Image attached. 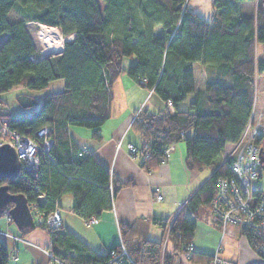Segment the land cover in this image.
I'll return each mask as SVG.
<instances>
[{
    "label": "trees",
    "instance_id": "1",
    "mask_svg": "<svg viewBox=\"0 0 264 264\" xmlns=\"http://www.w3.org/2000/svg\"><path fill=\"white\" fill-rule=\"evenodd\" d=\"M189 2L0 0V37L5 35L0 43V94L15 87L27 90L16 95L22 115L0 98V119H8L10 131L36 142L41 141L37 132L46 127L47 137L52 139L49 151L38 154L36 171L14 181H0L9 193L23 194L31 201L28 195L35 187L44 195L37 207L45 214L57 207L61 194L70 193L74 198L71 212L86 226L90 218L98 219L101 211L110 209L112 197L126 183L111 175L94 154L79 148L69 129H88L99 139L116 81L123 74L163 104L155 113L138 111L130 124L139 137L140 167L155 169L163 151L179 142L184 143L189 171L213 167L212 174L187 200V213L182 210L171 226L157 222L161 229L157 239L149 237L147 220L138 218L130 225H119L122 244L139 264H160L168 227V240L175 247L193 242L198 212L209 210L218 179L230 175V160L223 161L221 156L239 140L253 105L254 76L264 72V62L254 61L255 45L264 44L262 0H211L209 18L192 10ZM15 9L26 21L57 28L61 36L72 39L64 42L60 53L40 58L24 21L9 19ZM125 59H133L126 68ZM194 64L213 68L201 89L196 88ZM59 80L61 91L45 95L41 102L32 95ZM189 94L192 100L181 108ZM29 231L19 230L16 236ZM48 233L50 252L64 264H106L110 250L118 246L96 253L62 224ZM241 236L250 245L252 235L240 230L236 238ZM203 257L207 261L209 255ZM7 260L0 241V264ZM163 264H173L169 255Z\"/></svg>",
    "mask_w": 264,
    "mask_h": 264
},
{
    "label": "crops",
    "instance_id": "2",
    "mask_svg": "<svg viewBox=\"0 0 264 264\" xmlns=\"http://www.w3.org/2000/svg\"><path fill=\"white\" fill-rule=\"evenodd\" d=\"M193 67L196 88L201 89L208 76L203 72H212L213 68H206V66L198 64H194ZM119 83L121 87L125 88L119 87L118 92L115 89V97L109 108V117L98 132L99 139H94L91 131L87 129L73 127L69 129V136L79 148L94 154L111 175L126 185L122 186L112 197L110 209L101 211L98 222L93 225L86 226L78 215L71 212L74 198L70 193L61 194L57 201V207L62 215V227L100 254L106 253L121 241L119 233L121 224L130 225L138 218L147 220L149 237L150 233L158 228V221L171 226L173 220L182 210L186 212V202L189 197L208 179V177L199 179L198 173L201 171L197 173L186 168L184 144L171 145L164 162H160L155 169L150 171L142 169L137 158H130L127 152L128 145L138 146L139 144L138 134L130 129L135 114L144 109L153 113L158 112L163 104L158 97L153 94L149 95L148 91L128 78ZM45 95L47 93L42 95V99ZM191 100L192 97L189 101ZM156 192L162 195L161 201H156ZM210 225V227L218 229L215 219L210 221ZM0 232L19 233L18 228L9 221L7 214L0 215ZM33 237L38 238L39 236L35 234ZM39 238L41 241L43 240V238ZM3 239L8 238L0 235V241L7 253ZM224 239H220L219 242L221 249ZM192 241L194 243V237ZM14 243L16 246L20 244ZM16 246L15 248H17ZM202 247L203 245H199L197 242L192 264H205L206 260L203 256L209 254L202 252ZM29 254L27 251L22 254L17 264H25ZM29 259V264H43L41 261L33 259L31 255Z\"/></svg>",
    "mask_w": 264,
    "mask_h": 264
},
{
    "label": "built area",
    "instance_id": "3",
    "mask_svg": "<svg viewBox=\"0 0 264 264\" xmlns=\"http://www.w3.org/2000/svg\"><path fill=\"white\" fill-rule=\"evenodd\" d=\"M48 30L58 33L54 27H46ZM59 35V34H58ZM60 37V36H59ZM61 39V38H60ZM150 95L151 93L148 92ZM167 109L172 112L171 103H167ZM29 114V113H28ZM0 145L8 144L16 152L20 162L18 177L24 173H32L38 167V154L47 153L52 145V139L47 137L46 127L37 132L40 142L21 136L7 127L8 119H0ZM264 140V110L255 111L251 109L248 122L242 131L239 140L228 147L222 156L223 161L230 160L228 177H221L216 184L215 195L212 198L209 210L217 222L221 233V239L226 237L235 238L238 231L249 232L251 236L250 246L262 260H264V192L262 190V178L264 173L259 161V152ZM127 152L130 158L139 156L138 147L129 144ZM169 148L163 151L164 162ZM33 192L28 196L29 208L35 226L46 227L47 231H54L61 227L62 218L58 207L48 214L40 212L37 205L44 199L34 187ZM156 201L163 199L162 195L156 192ZM98 222L96 218H90L87 225ZM169 228L164 234L161 250L160 264L164 263L165 255H169L173 264H192L195 254L193 242L182 244L180 248L168 240ZM14 242L22 241V237L10 235ZM43 253L54 264H64L53 257L49 247L42 249ZM221 244L216 250L209 254L205 264H235L232 260L220 256ZM106 264H139L127 252L120 241L116 249L110 250Z\"/></svg>",
    "mask_w": 264,
    "mask_h": 264
},
{
    "label": "rangeland",
    "instance_id": "4",
    "mask_svg": "<svg viewBox=\"0 0 264 264\" xmlns=\"http://www.w3.org/2000/svg\"><path fill=\"white\" fill-rule=\"evenodd\" d=\"M189 6L192 10L196 11L199 15H201L204 18H209L213 12L212 6H211V0H190ZM9 19L11 21H22V20L24 21V27L27 31V34L30 37L31 42L33 43L37 51V54L40 58L46 57L48 55L58 54L56 52L49 53L46 55L43 54V45L41 44L38 34H39L40 26H44V27H49V26L43 25L35 21H26V18L23 17L20 14V12L17 11V9L11 11ZM71 37L69 36L65 38L62 36L61 38L63 39L62 41L64 43ZM4 39H5V35L1 36L0 43ZM254 61L255 63L259 61L264 62V44L255 45ZM132 62H133V59H128V60L125 59L123 63L124 68L129 66L130 63ZM208 73L209 71L203 72V74H208ZM126 79L127 77L125 74L120 76L119 80L115 84V89L117 90V92L118 90H120V88H125L124 86L121 87L119 82H121V80H126ZM199 84H202V83L199 82ZM61 85H62V81L60 80L54 81L44 91L33 92L32 95L35 96L36 99H38V102H40L43 100L42 95L44 93L50 94V93H54L57 91H61L62 89ZM254 88H255V91H254L252 108H254L255 111L257 112L262 111L264 110V72L260 74L258 73L255 74ZM22 92H27V90L22 87H15L8 92L0 94V98L3 101V103H5L14 113L18 115L23 114V109L20 106V104L17 102L16 95ZM191 97H192L191 94H189L187 96V99L180 104V107L186 108ZM0 125L2 126L1 123ZM178 144L183 145L184 143H177L176 145ZM262 145H264V140H263ZM226 149H228V147ZM212 172H213V167L203 168V170L200 173L197 172L198 178L205 179L209 177L212 174ZM187 211L188 210L186 209V212ZM61 218H62V215H61ZM212 219H214V217L212 213L210 212V210L202 209L200 211V216L196 221V229L194 232L195 250L197 249V242H198L199 245L200 244L203 245V247L201 248V251L206 254L213 253L218 247V244L221 239L220 231L217 228L215 229V228L210 227L211 226L210 221ZM30 234L32 235L30 236ZM35 234L43 238V240L41 241L39 237L38 238L33 237V235ZM159 234H161V229L157 228L150 233V237L152 239H157ZM0 235L8 238V239H3L5 240V244L7 247V254L9 258V261H7L6 264H17L18 260L21 259V255L24 254L26 251L30 253L29 257L31 255L32 258L35 259L36 261L39 260L43 264H54L48 259V257L42 251V249L48 247V243H49V233L46 227H36L35 229L29 231L28 233L24 235V238H22V241H20V244L17 246L13 241L14 240L13 237L10 235H19L18 233L11 234L9 232H0ZM16 243H19V242H16ZM15 246L17 248H15ZM220 256L224 259L232 260L235 264H264V260H262L257 254H255V252L252 250L249 243L247 242V238L245 236H241L238 238L226 237L222 243V249H221ZM29 257L25 264L30 263Z\"/></svg>",
    "mask_w": 264,
    "mask_h": 264
},
{
    "label": "water",
    "instance_id": "5",
    "mask_svg": "<svg viewBox=\"0 0 264 264\" xmlns=\"http://www.w3.org/2000/svg\"><path fill=\"white\" fill-rule=\"evenodd\" d=\"M264 7V0H262ZM259 161L264 173V145L260 148ZM20 162L16 152L8 144L0 145V181H14L20 172ZM7 214L18 230H33L35 225L23 194H11L6 184L0 185V215Z\"/></svg>",
    "mask_w": 264,
    "mask_h": 264
},
{
    "label": "bare ground",
    "instance_id": "6",
    "mask_svg": "<svg viewBox=\"0 0 264 264\" xmlns=\"http://www.w3.org/2000/svg\"><path fill=\"white\" fill-rule=\"evenodd\" d=\"M41 31H42V33H41ZM57 31H58V29H57ZM39 34L41 36L44 55L49 54V53H55V52L60 53L63 50V44L64 43L62 41L63 39L61 38L62 36H61L59 31H58V33H56V32H53L51 30H48L44 26H40Z\"/></svg>",
    "mask_w": 264,
    "mask_h": 264
},
{
    "label": "clouds",
    "instance_id": "7",
    "mask_svg": "<svg viewBox=\"0 0 264 264\" xmlns=\"http://www.w3.org/2000/svg\"><path fill=\"white\" fill-rule=\"evenodd\" d=\"M27 198V197H26ZM28 203H29V201H28ZM29 205V204H28ZM8 219H9V217H8Z\"/></svg>",
    "mask_w": 264,
    "mask_h": 264
}]
</instances>
